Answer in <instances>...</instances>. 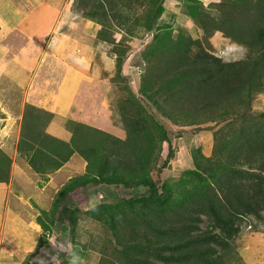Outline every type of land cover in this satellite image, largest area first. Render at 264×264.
Wrapping results in <instances>:
<instances>
[{"label": "trees", "instance_id": "16d2710c", "mask_svg": "<svg viewBox=\"0 0 264 264\" xmlns=\"http://www.w3.org/2000/svg\"><path fill=\"white\" fill-rule=\"evenodd\" d=\"M166 1H74L75 10L98 26L97 39L111 46L124 140L80 118L65 119L60 140L46 133L54 124L51 107L23 108L17 158L43 180L52 176L54 188L61 186L50 191L46 209L43 204L24 215L18 202L15 212L49 237L58 235L65 246L55 251L58 264H71L73 256L79 264L95 256L97 264H231L246 225L264 226V112L253 109L264 96V0H181L184 18L201 34L197 39L186 28L174 34L171 25L157 26ZM116 30L150 37L133 59L140 67L135 92L122 74L131 51L124 39L115 40ZM215 34L244 49V59L215 57ZM98 108L85 106L83 114ZM178 132H209L210 154L193 149L192 168L160 183L152 172L164 144L171 154L170 136ZM63 167L79 168V174H55ZM11 173V158L0 150V184L11 181L13 194L23 198L27 178ZM99 186L144 194L114 203L90 199ZM43 244L40 239L29 255H19L20 264H30Z\"/></svg>", "mask_w": 264, "mask_h": 264}, {"label": "rangeland", "instance_id": "374dc122", "mask_svg": "<svg viewBox=\"0 0 264 264\" xmlns=\"http://www.w3.org/2000/svg\"><path fill=\"white\" fill-rule=\"evenodd\" d=\"M198 1L204 5H208L218 2L219 0ZM164 9L165 12L159 19L157 26L171 25L175 29L174 34L177 33L176 29H178V27L179 29L186 28L194 39L201 37L197 28L184 18L181 12V0L166 1ZM70 17L72 19L71 25L74 27L71 28L73 30L69 29L67 33L71 32L73 43L70 42L69 46L68 44H65L66 42L58 44L56 52L59 53L61 51L60 55H58L55 60H51V57H47L45 59L46 62H41V64H39L38 69L35 70V75H33V73L31 74L33 75V79L29 86L28 95H26L23 100L26 101L29 98V103H33L31 93H37L39 97L41 91H45L48 99H42L39 103V107L50 108L52 106L51 103H54L55 101L54 99L51 103H48L53 98L52 94L59 98L56 102V106H54L55 110L53 109V111H49L52 115V122L54 124L47 127L46 133L56 138L58 137L60 140L62 139V137H59L61 134L60 131L63 135V127L61 126L65 124L66 118L73 119L74 121L80 118L81 123L90 125V127L96 126L100 130L111 133L118 139L123 138L125 132L120 123V117L117 111V101L121 98V94L117 88L118 86L116 85L115 87L112 84V79L115 76V67L114 57L110 55L111 46L100 42L97 39L99 28L95 23L86 20L81 14L75 12H71ZM20 32L25 33V30L15 29L7 36L5 42L8 43L9 48L4 53H12L18 47L20 48L23 45L24 41ZM45 33L46 31L37 38L38 42L40 40L43 41L44 39H49L50 36ZM113 35L117 41L124 39L125 46L130 48L131 54L123 66L122 74L127 78V81L133 88V92H135L137 79L140 74V67L135 66L133 59L140 54V51L150 37L147 39L146 37L143 38V33L141 32H138L135 36L131 37L120 30H116ZM65 39L66 38L63 40ZM66 41H68V39H66ZM210 41L212 45V54L225 62L241 60L245 57V50L222 38L220 34L213 35ZM46 55H48V53H46ZM9 56L10 55H8V57ZM10 79V76H8L4 83H2L4 77L0 79L1 91L6 89L10 83L12 87L15 88L12 84L14 82ZM117 84L121 85L118 82ZM17 92H19V89ZM49 92L51 96L48 94ZM66 97L67 99L62 102L61 100ZM3 99L8 100L6 96H4ZM95 100L100 102L99 108L97 102H92ZM85 106H95V110L97 108L98 110L96 113L92 112L93 115L83 114ZM253 109L257 112H264V96H259L255 99ZM0 121H3V126L0 129V150L6 152L7 155L10 156L12 165L11 172L13 173V177L16 178L20 176L19 167L24 170V167L27 164L24 159L19 160L20 158H17V154L15 153L16 142L20 133L21 117L10 120L9 114L1 110ZM64 137L65 136L63 135V138ZM170 141L171 154L168 156V147L164 144L156 170L152 172L153 179H157L160 183L167 179L175 178L176 175L181 173V171L192 168L191 151L193 149L201 147L204 156H209L210 154L206 150L211 146V135L209 132H202L195 136L191 134H180L178 132L177 134L170 136ZM167 156L169 159L168 162L165 163ZM81 165L83 164L81 163ZM30 169L31 168L28 165L27 171L29 172ZM77 172H79V168H77ZM64 173L68 177L79 174L73 173L68 167H65ZM29 178H31V176H28V184L26 187L21 189V192H23V198L17 196V200H15V202H21L24 204L26 211H24V215H27L26 213L28 210L34 209L33 202L39 206L47 202L46 198L43 197V194L44 196L45 194H49V197L52 198L54 195L53 192L58 190L61 186V183H58V186L54 188L49 180L50 178H48L47 181H43L38 177L30 181ZM10 182L11 181L7 184V189H9V195L11 194V196L15 197ZM51 190H53V192H50ZM142 194H144L142 189L121 190L120 187L117 186H99L94 194L90 196V199L103 202H108L110 200L109 202L114 203L117 201H126ZM27 197H30L33 202L28 200ZM8 200L10 201L9 196ZM11 204L18 206L12 202ZM46 204L43 205L44 209L47 208ZM95 230L98 232L99 228H96L93 231ZM82 232L86 233V230H83ZM24 233H27L29 237L22 235L21 238L23 242L20 246H22L21 249L23 248V256H25L23 253L26 250H29L27 253L30 254L36 247L35 237L31 234V231L27 228ZM31 237H34V240L30 239ZM41 237H44L46 242L43 244L41 252L38 251L36 257L30 261V264H58L55 262L54 258L55 251L63 253L65 251V246L57 240L58 235L54 234L49 237L47 233H42ZM85 238H88V235H86ZM234 249L235 254L237 255L234 257L238 258V260H233L231 264H264V226H260L256 222L246 225V228L242 230L240 236L235 240ZM96 259L95 256L93 260L91 259L89 261V264H97ZM0 261L1 264H17L13 261V258L1 259ZM19 263H21V261H19Z\"/></svg>", "mask_w": 264, "mask_h": 264}, {"label": "crops", "instance_id": "0c3cea01", "mask_svg": "<svg viewBox=\"0 0 264 264\" xmlns=\"http://www.w3.org/2000/svg\"><path fill=\"white\" fill-rule=\"evenodd\" d=\"M74 1L75 0H0V79L4 77L2 82L4 83L8 76H10V80L14 82L12 84L15 86V88L12 87L10 83L6 89L0 90V111L2 110L8 113L10 120L20 118L23 108L27 103L39 108V103L42 99H48L47 93L41 91L39 97L37 93H31L33 103H29L28 97L26 101L23 100V98L28 95L29 86L33 79L32 76L35 75V70L38 69L39 64H41V62H46L45 59L47 57H51V60H55L56 57L60 55L61 51L59 53L56 52L58 44L66 42L65 44L69 46L70 42L73 43L71 32L67 33L69 29L74 27L71 25V12L81 14L80 10L77 11L73 7ZM15 29L25 30V33L20 32L24 43L12 53H4L9 48L8 43L5 42L6 38ZM45 31V34L50 36L49 39L40 40L38 42L37 38ZM64 38L68 39V41H66V39L63 40ZM46 53H48V55H46ZM8 55L10 56L8 57ZM32 73L33 75H31ZM18 89L19 92H17ZM48 94L51 96L50 92ZM4 96H6L8 100H4ZM52 96L53 98L48 103H51L54 99L55 101L51 103L52 106L50 111H53V109L55 110L54 106H56V102L59 100L56 95L52 94ZM65 99H67V97L61 101L63 102ZM41 109L45 110L46 108ZM0 124L3 126V121H0ZM94 127L99 129L96 126ZM73 160L79 165L82 163L76 156L73 157ZM68 168L71 170L70 167ZM19 170L21 177L33 176V180L38 177L35 176L36 174L27 171V164L24 170L21 169V167H19ZM64 172L65 167L55 174ZM72 172L75 173L73 170ZM50 181H52V178H50ZM7 187L8 186L5 184H0V260L13 258L15 263L20 264L17 257L23 252V248L21 249L22 246H20L23 242L21 238L22 235L29 237L27 233H24L25 229L28 228V230L31 231V234L35 237L36 244L41 238V231L34 222L27 223L21 216L14 214L16 213V206L11 204V202L18 205V202H15L17 198L16 196H11V194L9 195V189H7ZM8 196L10 201L8 200ZM34 237L30 239L34 240ZM42 248H40V252ZM27 252H29V250H26L23 254L28 255L29 253Z\"/></svg>", "mask_w": 264, "mask_h": 264}, {"label": "clouds", "instance_id": "9594fccd", "mask_svg": "<svg viewBox=\"0 0 264 264\" xmlns=\"http://www.w3.org/2000/svg\"><path fill=\"white\" fill-rule=\"evenodd\" d=\"M81 16H82V15H81ZM243 50H244V49H243ZM84 96H85V95H84ZM92 102H99V101H96V100H95V101H92ZM92 102H90V103H92ZM98 130H100V129H98ZM101 131H103V130H101ZM105 132H107V131H105ZM107 133H109V132H107ZM109 135L113 136L111 133H109ZM113 137H114V136H113ZM115 138H117V137H115ZM124 138H125V135H124L123 138H120L119 140H124ZM15 152H16V151H15ZM82 164L84 165V163H82ZM80 165H81V164H80ZM83 165H81V166H83ZM11 166H12V165H11ZM27 166H28V164H27ZM63 168H64V167H63ZM61 169H62V168H61ZM61 169H60V170H61ZM29 171H30V173L35 174L31 169H30ZM75 173L78 174L77 172H75ZM35 176H38L39 179H42V180L44 179L43 176H41V175H37V174H36ZM26 178L28 179V177H26ZM33 178H34V177L31 176V178H29L30 181H32ZM46 178H47V180H48V178H52V176H46ZM47 180H46V181H47ZM49 180H50V179H49ZM43 181H44V180H43ZM36 186H38V185H36ZM43 197L46 198V201H47V202H48L49 199H50L49 194H45V196H44V194H43ZM27 199H28V200H31V202H33L32 199H31L30 197H27ZM36 206L39 207V205H36V204L33 202V207H34V209H33V210H32V209L28 210L27 214L30 213V212H33V211L36 212V211H35V207H36ZM29 222H34V223L39 227V225H38L35 221L31 220V221H29ZM27 223H28V222H27ZM39 229H40V231H42L40 227H39ZM42 233L44 234L43 231L41 232V234H42ZM40 239H42V240L44 241V243H45V239H44V237H41ZM41 248H42V247H41ZM71 264H79V258L76 257V256H73V258H72V260H71Z\"/></svg>", "mask_w": 264, "mask_h": 264}]
</instances>
